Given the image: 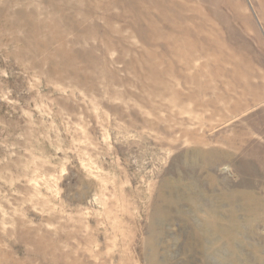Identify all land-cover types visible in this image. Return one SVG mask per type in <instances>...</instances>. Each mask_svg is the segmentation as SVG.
<instances>
[{"label":"rangeland","instance_id":"obj_1","mask_svg":"<svg viewBox=\"0 0 264 264\" xmlns=\"http://www.w3.org/2000/svg\"><path fill=\"white\" fill-rule=\"evenodd\" d=\"M0 264H264V0H0Z\"/></svg>","mask_w":264,"mask_h":264}]
</instances>
